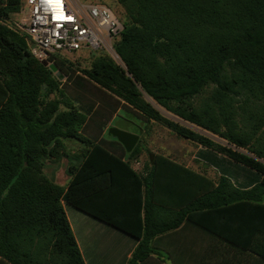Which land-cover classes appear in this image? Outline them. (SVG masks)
<instances>
[{
    "label": "trees",
    "instance_id": "trees-1",
    "mask_svg": "<svg viewBox=\"0 0 264 264\" xmlns=\"http://www.w3.org/2000/svg\"><path fill=\"white\" fill-rule=\"evenodd\" d=\"M117 3L121 64L94 52L90 67L79 69L54 56L56 75L34 58L27 37L6 25L23 0H0L1 261L85 264L65 201L140 238L126 264L146 261L159 237L184 223L264 262V0ZM62 78L109 93L116 105L102 116L127 111L206 148L221 176L211 179L161 154L144 174L134 170L141 140L127 159L129 148L117 139L125 132L111 128L113 140L85 136L99 112L68 96ZM74 141L81 144L76 152L68 147ZM63 159L67 188L46 173L49 162ZM241 170L251 174L249 189L228 176Z\"/></svg>",
    "mask_w": 264,
    "mask_h": 264
},
{
    "label": "crops",
    "instance_id": "crops-1",
    "mask_svg": "<svg viewBox=\"0 0 264 264\" xmlns=\"http://www.w3.org/2000/svg\"><path fill=\"white\" fill-rule=\"evenodd\" d=\"M121 112L118 111L114 114L101 137L105 138L108 130L112 127V122L119 117ZM152 124L147 125L142 121L143 128H140V132H146L148 126ZM121 135L137 138L135 145L128 149V154L125 155L128 159L130 152L134 150L141 140V134L125 132V134ZM109 136L113 140L114 135L109 134ZM187 141L197 145V150L194 153L176 152L175 155H172L163 151L157 154L169 157L198 173L205 174L211 179L216 180L221 176L220 169L209 162L208 157L213 159L210 151L193 141ZM153 157L150 158V161H147L148 153L146 149H143L137 159L131 160L133 169L144 174V166L147 164L151 165ZM218 157L224 156L219 154ZM141 160H143V164ZM262 161L264 162V160ZM134 163L136 166H134ZM141 164L142 168L140 169ZM213 171L217 173V176H211V174H214ZM228 176L232 178V181L239 188L243 190L251 188V174L248 170H241L237 178H234L229 173ZM55 179L56 183L67 188L70 178L67 175L66 167L57 171ZM63 205L85 264H126L139 244L140 238L124 233L65 201H63ZM155 250L156 253L140 264H264L256 254L236 252L229 243L190 223H184L179 229L162 234L158 239ZM0 264L7 263L0 259Z\"/></svg>",
    "mask_w": 264,
    "mask_h": 264
},
{
    "label": "built area",
    "instance_id": "built-area-1",
    "mask_svg": "<svg viewBox=\"0 0 264 264\" xmlns=\"http://www.w3.org/2000/svg\"><path fill=\"white\" fill-rule=\"evenodd\" d=\"M22 11L25 17L6 25L27 37L39 62L50 63L66 53L103 52L114 57V43L124 31L121 18L102 3L25 0Z\"/></svg>",
    "mask_w": 264,
    "mask_h": 264
},
{
    "label": "rangeland",
    "instance_id": "rangeland-1",
    "mask_svg": "<svg viewBox=\"0 0 264 264\" xmlns=\"http://www.w3.org/2000/svg\"><path fill=\"white\" fill-rule=\"evenodd\" d=\"M25 0H23L24 2ZM80 2H94V3H102L104 5H107L110 7L122 20L123 17V9L122 7L117 3V0H79ZM26 14L24 11L17 14L15 16V19H21L25 17ZM61 58L67 59L69 61H72L75 63L76 67L79 69H85L89 68L91 64V59L93 56V53L90 52H81V53H66L59 55ZM57 56V57H59ZM114 60H116L118 63L121 64V60L117 56V54L112 57ZM56 75H60L61 73L57 70L55 73ZM81 74V73H80ZM64 89L68 96L71 98H82V100L85 103H94L95 108L97 112H99L97 115L94 114L93 119H91L88 123V126L84 129L83 134L89 138H100L102 135L101 129L98 128V122L107 123L112 116L110 115L102 116L101 113H105L107 111L108 105H116V100L107 92L100 89L98 86L94 85L93 83H89L87 81H83L84 86L79 87L75 85L74 82L68 81L66 78H62ZM162 112L169 116L170 118L176 119L169 113L162 110ZM143 128L142 121L135 119L131 116V114L127 111H122L117 119H115L112 122L111 128H118L125 132L130 133H136L141 134V146L143 149H146V152L148 153V159L147 161H150V158L154 156L157 153L168 152L172 155H175L176 152H183V153H190L195 152L197 150V145L190 143L184 138H181L177 136L176 134L172 133L169 129L159 125V124H152L151 126H148V129H146V132H140V128ZM109 129L108 134L105 136L106 139L112 140L111 136L109 134H112V129ZM199 132H202V130L194 127ZM115 135V134H113ZM210 137L214 138L215 140H218L221 142L220 139L217 137H213L209 135ZM117 139H122L120 136H117ZM79 142H71L69 143L68 147L72 151L76 152L78 149H80ZM146 161L145 159H143ZM143 160H141L143 164ZM142 164L140 166V169L142 168ZM68 161L66 159H63L59 163L49 162L46 167V173L49 176H53V174L57 173L58 170L67 168ZM134 166L136 164L134 163ZM214 174H211L212 177L217 176L216 172L213 171ZM57 182V181H56Z\"/></svg>",
    "mask_w": 264,
    "mask_h": 264
},
{
    "label": "water",
    "instance_id": "water-1",
    "mask_svg": "<svg viewBox=\"0 0 264 264\" xmlns=\"http://www.w3.org/2000/svg\"><path fill=\"white\" fill-rule=\"evenodd\" d=\"M41 63H42L43 66L48 67V68H49L50 70H52L54 73L57 72V68H56L54 65L50 64L48 61H43V62H41ZM119 136H120V138H122V137L130 138V140L133 141V143H132V145L130 146L129 149H131V147H132L133 145H135V143H136V141H137V138H136V137H132V136H128V135H119ZM118 140H120L121 142H124L122 139H118ZM124 145H125L126 147H128L127 144L124 143Z\"/></svg>",
    "mask_w": 264,
    "mask_h": 264
},
{
    "label": "flooded vegetation",
    "instance_id": "flooded-vegetation-1",
    "mask_svg": "<svg viewBox=\"0 0 264 264\" xmlns=\"http://www.w3.org/2000/svg\"><path fill=\"white\" fill-rule=\"evenodd\" d=\"M122 140L124 141L123 144H127L128 148H130V146L132 145L133 141L130 140V138H125V137H122Z\"/></svg>",
    "mask_w": 264,
    "mask_h": 264
}]
</instances>
